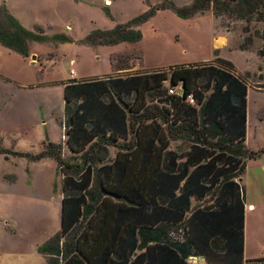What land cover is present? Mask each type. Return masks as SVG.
<instances>
[{
	"label": "trees",
	"instance_id": "1",
	"mask_svg": "<svg viewBox=\"0 0 264 264\" xmlns=\"http://www.w3.org/2000/svg\"><path fill=\"white\" fill-rule=\"evenodd\" d=\"M170 7L183 18L264 14V0ZM144 20L88 41H141ZM29 39L40 38L0 8V42L28 55ZM119 61V73L65 83L71 156L49 143L37 157H54L62 173L61 232L39 248L47 264H264L244 254L242 177L259 156L246 145L247 77L222 58L133 74Z\"/></svg>",
	"mask_w": 264,
	"mask_h": 264
},
{
	"label": "rangeland",
	"instance_id": "2",
	"mask_svg": "<svg viewBox=\"0 0 264 264\" xmlns=\"http://www.w3.org/2000/svg\"><path fill=\"white\" fill-rule=\"evenodd\" d=\"M193 1L0 0L1 9L40 38L26 41L28 55L0 42V147L7 150L0 154V264H47L39 248L61 232L62 173L54 157H37L49 143L62 147L64 159L71 156L64 132L65 83L119 73L118 59L121 69L133 74L222 58L247 77L246 145L259 156L248 160L242 177L245 259H264V14L217 17L211 8L183 18L170 7ZM141 17V41H88L97 31ZM213 36L217 43L226 38L215 56Z\"/></svg>",
	"mask_w": 264,
	"mask_h": 264
},
{
	"label": "crops",
	"instance_id": "3",
	"mask_svg": "<svg viewBox=\"0 0 264 264\" xmlns=\"http://www.w3.org/2000/svg\"><path fill=\"white\" fill-rule=\"evenodd\" d=\"M225 41H226V38H221V41H220V43H217V39L215 38V36H213V38H212V48H213V52H214V56H215V53H216V51H218V50H220V47L221 46H223L224 44L226 45V43H225ZM3 44V43H2ZM4 45V44H3ZM5 47H7L6 45H4ZM8 48V47H7ZM9 49V48H8ZM10 50V49H9ZM11 51V50H10ZM12 52H14V51H12ZM216 58V57H215ZM214 58V59H215ZM213 59V60H214ZM212 60V61H213ZM145 71H147V70H145ZM1 77V76H0ZM9 80V79H8ZM0 149H3V150H5V151H7L6 150V148H4V147H0ZM15 153H23V154H29L28 152H15ZM1 154V153H0ZM248 206H249V208L250 209H253L254 207H256L254 204H248ZM247 213V212H246ZM247 215V214H246ZM245 252H246V236H245ZM245 254V253H244ZM246 260V259H245ZM196 262V261H195Z\"/></svg>",
	"mask_w": 264,
	"mask_h": 264
},
{
	"label": "water",
	"instance_id": "4",
	"mask_svg": "<svg viewBox=\"0 0 264 264\" xmlns=\"http://www.w3.org/2000/svg\"><path fill=\"white\" fill-rule=\"evenodd\" d=\"M36 59H37V58L34 57V58H33V61H36ZM181 89H182V91H184V87H182ZM195 261L197 262V260H195Z\"/></svg>",
	"mask_w": 264,
	"mask_h": 264
},
{
	"label": "built area",
	"instance_id": "5",
	"mask_svg": "<svg viewBox=\"0 0 264 264\" xmlns=\"http://www.w3.org/2000/svg\"><path fill=\"white\" fill-rule=\"evenodd\" d=\"M71 75L74 77L75 72L74 71H71ZM170 92L172 93L173 91H170Z\"/></svg>",
	"mask_w": 264,
	"mask_h": 264
}]
</instances>
